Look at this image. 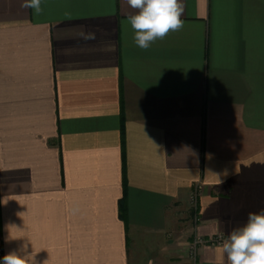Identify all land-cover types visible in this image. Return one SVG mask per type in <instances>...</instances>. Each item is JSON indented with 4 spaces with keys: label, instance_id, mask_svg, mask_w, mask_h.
Segmentation results:
<instances>
[{
    "label": "crops",
    "instance_id": "obj_1",
    "mask_svg": "<svg viewBox=\"0 0 264 264\" xmlns=\"http://www.w3.org/2000/svg\"><path fill=\"white\" fill-rule=\"evenodd\" d=\"M21 2L0 0L5 255L228 264L193 243L264 210V0H182L184 27L148 49L126 0Z\"/></svg>",
    "mask_w": 264,
    "mask_h": 264
},
{
    "label": "clouds",
    "instance_id": "obj_2",
    "mask_svg": "<svg viewBox=\"0 0 264 264\" xmlns=\"http://www.w3.org/2000/svg\"><path fill=\"white\" fill-rule=\"evenodd\" d=\"M135 10L127 17L134 31L135 46L148 49L157 40H163L170 32L184 27L182 0H126ZM21 8L32 9L35 15L43 11L41 0H22ZM85 40H94L95 33L82 34ZM224 181L221 180L220 184ZM26 247V246H25ZM228 264H264V210L248 214L244 224L234 228L221 245ZM0 264H35L34 254L11 251L4 255Z\"/></svg>",
    "mask_w": 264,
    "mask_h": 264
},
{
    "label": "built area",
    "instance_id": "obj_3",
    "mask_svg": "<svg viewBox=\"0 0 264 264\" xmlns=\"http://www.w3.org/2000/svg\"><path fill=\"white\" fill-rule=\"evenodd\" d=\"M202 184L201 183H196L192 189V192L190 194V210L192 212V217L195 223L199 221V214H198V207H199V198L201 196V191H202ZM225 238L222 235H216L213 236L212 238L205 240L201 237H196L193 243V251L196 249V247L200 244H209L211 246H220L223 243V240ZM5 255L4 248L2 244L0 243V260Z\"/></svg>",
    "mask_w": 264,
    "mask_h": 264
},
{
    "label": "trees",
    "instance_id": "obj_4",
    "mask_svg": "<svg viewBox=\"0 0 264 264\" xmlns=\"http://www.w3.org/2000/svg\"><path fill=\"white\" fill-rule=\"evenodd\" d=\"M124 211H126V210H123V213H124Z\"/></svg>",
    "mask_w": 264,
    "mask_h": 264
}]
</instances>
